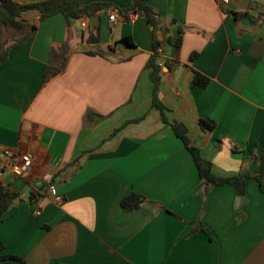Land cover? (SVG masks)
I'll return each instance as SVG.
<instances>
[{"label": "crops", "instance_id": "0c3cea01", "mask_svg": "<svg viewBox=\"0 0 264 264\" xmlns=\"http://www.w3.org/2000/svg\"><path fill=\"white\" fill-rule=\"evenodd\" d=\"M147 2L158 14L155 35L143 15L112 21V8L97 12L96 27L29 10L23 17L37 30L22 44L21 32L4 28L0 149L36 160L24 175L0 176L10 195L0 238L26 264H264L259 182L247 178L239 193L205 181L172 126L186 128L217 176L264 169V0ZM97 30L100 41H89ZM155 39L165 120L147 67ZM61 49L65 69L45 80ZM195 70L205 85L193 83ZM205 118L213 130L202 129ZM52 185L62 204L48 193ZM131 192L146 201L127 211L121 201Z\"/></svg>", "mask_w": 264, "mask_h": 264}, {"label": "trees", "instance_id": "16d2710c", "mask_svg": "<svg viewBox=\"0 0 264 264\" xmlns=\"http://www.w3.org/2000/svg\"><path fill=\"white\" fill-rule=\"evenodd\" d=\"M148 0H132L131 5L128 8H119L113 6L110 3L105 2H94L92 0H42L35 3H19L15 0H0V65L7 59L8 50L5 48L7 42V37L4 35V28H12L21 32V36L16 39V44H22L26 42L37 30V25L29 23L24 19V13L29 10H37L40 14L41 19L55 15L63 14L66 18H90L97 14L98 11L105 8L115 9L119 15L124 16L127 19L128 13H136L137 15H143L149 23L152 25L153 34L160 29V24L158 22V14L155 10L148 4ZM239 14H236L238 18ZM128 20V19H127ZM91 42L98 43L100 41L99 30L92 32L88 38ZM122 42L133 45V41L130 37L126 36L121 39ZM182 41V30H179L177 40L175 42L177 47H180ZM154 53L150 56L147 67L151 69V78L155 84V106L160 109L162 118L164 106L157 97V90L162 77V68L157 60V53L159 42L154 40ZM99 53L98 51H94ZM55 59H57L56 64H49L45 70L44 78L45 80L50 79L56 74L60 73L65 69L67 57L65 56L64 49L59 51H53ZM196 53H193L190 58L194 59ZM209 78L203 75L201 72L195 70L193 83L205 85L208 82ZM216 122L210 118H205L200 120V125L203 130H213ZM176 133L183 139L186 148L192 155L193 161L197 166L199 176L205 181L213 182L214 184H225L232 183L236 186L239 193L244 192L245 180L247 178L254 177L260 185L261 190L264 192V169L261 173L257 175H252L249 172H240L238 175L221 177L217 176L212 171V162L205 157H203L200 148L197 146L191 145L189 139L186 135V128L179 123L172 124ZM118 130V129H117ZM8 191L0 188V216L3 211L8 206L9 200ZM36 196L33 195V198ZM146 201V198L136 192H131L129 195L125 196L121 201V206L127 210L132 211L137 209L141 203ZM26 264L25 258L22 256L11 254L5 252V244L0 238V264ZM63 264V263H62Z\"/></svg>", "mask_w": 264, "mask_h": 264}, {"label": "built area", "instance_id": "2783aa9c", "mask_svg": "<svg viewBox=\"0 0 264 264\" xmlns=\"http://www.w3.org/2000/svg\"><path fill=\"white\" fill-rule=\"evenodd\" d=\"M223 3H228L229 0H221ZM119 13L112 9L109 14V18L112 21H115L118 17ZM136 16V13H128L127 19L133 20ZM84 27H88L89 23L87 20L82 22ZM161 51V47L158 48V52ZM36 160L35 154L31 152H23L18 149L6 148L0 149V176L6 172H10L13 175L21 176L26 174L33 166ZM48 193L51 194L54 200L62 204L64 201V197L61 193L58 192L56 186H50L48 189Z\"/></svg>", "mask_w": 264, "mask_h": 264}, {"label": "water", "instance_id": "95a60500", "mask_svg": "<svg viewBox=\"0 0 264 264\" xmlns=\"http://www.w3.org/2000/svg\"><path fill=\"white\" fill-rule=\"evenodd\" d=\"M97 20H98L97 15H94V16H92V17L89 18V21H90V23H91V25L93 27H96L97 26Z\"/></svg>", "mask_w": 264, "mask_h": 264}]
</instances>
